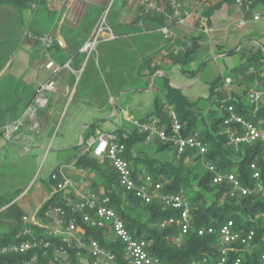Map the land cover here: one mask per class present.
I'll use <instances>...</instances> for the list:
<instances>
[{
	"label": "built area",
	"instance_id": "1",
	"mask_svg": "<svg viewBox=\"0 0 264 264\" xmlns=\"http://www.w3.org/2000/svg\"><path fill=\"white\" fill-rule=\"evenodd\" d=\"M140 4L143 16L157 15L164 18L165 23L159 28V31L165 41L170 42L172 39L170 31L172 25L183 26L188 18V13L179 0H140ZM233 4L239 10L251 11L252 8L251 0H234ZM258 18L259 16L255 15L253 20ZM198 23L199 30L206 32V19L200 17ZM137 26L141 27L142 21H139ZM104 32L108 34V40L113 39L112 32L106 25V19L102 17L91 37L84 42L81 52L86 56L91 55ZM27 38L43 52V58L46 59L44 66L46 70L56 74L59 70L68 68V64L57 65L50 58L49 50L58 44L51 35L39 36L27 33ZM190 46L191 44L188 43V47ZM178 53L179 48L173 47L170 51H161L160 55L162 58H169ZM149 67L154 69L155 62H151ZM157 75L159 74L157 73ZM262 81L260 87L250 88L246 92V100L252 107L253 116H256L259 104L264 102V79ZM224 82L227 86L231 84L230 79H225ZM55 92L54 81L51 78L44 80L39 85L32 103L24 109L18 118L1 126L0 132L3 133L6 141H11L26 123L29 125V130L37 132V111L47 106L49 95ZM218 110L222 113L221 133L229 147L236 151L241 146H251L261 142L264 152V129L261 119L255 121L247 119L241 116L231 104H221ZM163 112L166 114L164 120L161 117L151 116L144 119L130 118L128 122L131 128L144 139V142L158 141L170 145L177 157L183 156L188 151L199 155L201 167L211 175V182L214 185H227L231 196H258L264 201V181L262 173L255 163L248 166L250 183L244 185L235 172H224L216 168L206 157L207 145L199 138L197 132L188 136L182 134L183 126L173 106L164 105ZM125 138V133L102 131V133L89 136L83 141L82 153L95 159L107 160L116 173L117 183L124 193L133 196L145 205L156 203L165 210L177 213L176 217L163 219L158 227L161 229L176 228L177 236L170 237L168 240L176 247L180 246L182 238L191 229V212L184 192L180 190L175 194H167L162 191L163 185L155 183L149 174L134 176L124 157L126 146L123 139ZM50 181L53 187L51 196L62 193L63 198V194L73 188L61 169L51 172ZM63 200L71 209L72 216L68 220L62 206L47 208L42 212V217H38L37 212L33 218L27 215L23 216L24 228L19 234V241L5 244L0 248V255L30 254L23 264H167L158 256L148 252L147 242L131 236L120 215L110 206L111 200L108 195L90 191L87 195L80 197L75 204L64 198ZM78 219L80 224H78ZM28 225L42 230L44 235L39 236ZM88 229L103 230L106 235L111 236L113 241L122 245L120 254L117 255L115 252L103 248L95 239L91 238L86 241L84 236ZM80 231H83L82 235L78 234ZM205 234L216 237L215 253L193 259L187 264H248L245 254H251L250 258L256 261V264H264V230L260 234H257L253 228H249L247 231L239 230L234 221L229 219L219 224L217 229L208 227L197 230L198 236ZM57 239L60 241V246L54 247L52 240ZM39 246L40 249L37 250ZM50 250H52L51 253H49ZM70 252H73L74 257Z\"/></svg>",
	"mask_w": 264,
	"mask_h": 264
},
{
	"label": "crops",
	"instance_id": "2",
	"mask_svg": "<svg viewBox=\"0 0 264 264\" xmlns=\"http://www.w3.org/2000/svg\"><path fill=\"white\" fill-rule=\"evenodd\" d=\"M181 4L188 13V18L183 26L172 25L170 29L172 39L169 42L164 40L159 27L153 23H147L141 30L131 25L134 20L142 15L140 0H1L0 38L7 51L4 59L5 65L0 69V85H2V89L7 88L8 85L12 86V95L9 97H13L11 100L16 105L12 107L0 103V109L13 110L7 116L6 114L1 115L4 119L0 117V128L8 119L20 115L26 107L25 102L34 92L37 93L39 85L44 80L51 78L55 83L56 92L49 95L47 106L38 109L36 114L38 128L42 132L49 133V129L46 127L53 120L54 114L61 107L63 112L76 97L77 91L74 90L75 86L73 85L75 77L77 78L82 72L84 63L80 60V56L84 55L81 49L84 42L93 34L98 21L101 19V13L107 9L106 25L110 28L113 39L108 40V34L105 32L101 34L102 42H109L112 51V53L104 56V61H106V56H109L110 60L115 61L114 68L121 67V70L124 71L143 70L141 79L150 85L149 90H154V87L159 84L158 78L166 76L164 70L173 65L170 64L169 58H162L161 51H170L171 48L177 47L180 53L183 50L182 43L189 42V39L192 38L197 40L195 53L199 51L203 53L211 51L213 53L216 50L220 52L219 56L226 57L225 51L232 49L244 48L253 51L260 48L264 52V4H255L251 11L239 10L234 6L233 1L228 0H181ZM216 5L217 7L212 10L210 21L205 23L207 31L201 32L198 20L203 15L202 10L211 9ZM255 15H258L259 18L254 21ZM27 32L37 35H51L58 42V47L49 52L50 58L57 65L68 64V68L61 69L56 74L46 70L44 68L46 59L43 58V52L27 38ZM134 39H140L141 42L136 43ZM226 46L230 47L227 49ZM137 49L139 51L145 50V54H136ZM146 58H151V62H155L156 67L154 69L144 64ZM10 63H14L12 67ZM155 69L157 71H154ZM152 71L154 73L150 74ZM6 79H9V82H3ZM121 80L123 81V78L118 77L111 80L115 92H118L123 86L124 81L121 83ZM251 84L254 88L260 83L257 81ZM174 86L171 85V87ZM146 89L137 88L133 92L148 93ZM132 103L133 107L130 110L129 104H125V106L115 104L113 116L118 114L121 119L123 117L137 119L135 114L141 115L143 113V115L146 114L145 117L150 114L151 111L143 105L142 99L134 100ZM127 112H131L129 116ZM89 126H93V136L102 133L96 123L87 127ZM122 127L123 124L117 128ZM33 133L34 131L29 130L28 123L9 142L0 132V151L8 143L21 144L27 150ZM90 134H92L91 130L87 137ZM85 140L81 136L77 142L78 145L73 146L75 150L74 159L69 162L67 167L75 173V177L73 180L67 178L73 188L64 193L63 198L73 204L78 202L80 197L92 191L94 186H97V192H104V187L101 186V176L95 170H83L75 166L76 157L83 155L82 143ZM59 144L58 152L64 149H73L72 147L68 148L63 141ZM49 147L50 145L44 152H50ZM37 149H43V145ZM60 169L65 173L66 167L63 166L57 170ZM31 183L32 181L24 187L21 193L32 191V188H29ZM51 185L49 187V185L38 184L35 187L38 195L34 197L33 201L29 204L25 202H22V205L18 204L25 215L33 218L34 214L47 203L53 193ZM78 234L82 235L83 231ZM106 238L111 239V236L106 235Z\"/></svg>",
	"mask_w": 264,
	"mask_h": 264
},
{
	"label": "trees",
	"instance_id": "3",
	"mask_svg": "<svg viewBox=\"0 0 264 264\" xmlns=\"http://www.w3.org/2000/svg\"><path fill=\"white\" fill-rule=\"evenodd\" d=\"M179 1L181 2V0ZM228 1L234 2V0ZM251 1L252 7L258 3L264 4V0ZM216 7L217 5L208 10H202V17L206 19V23L210 21L212 10ZM139 21H142L141 27L137 26ZM149 22L160 28L164 25L165 20L162 16L141 15L131 25L141 30ZM189 40V42L182 43L183 50L179 54L169 57L170 64L180 65L184 73L188 72L185 67L188 66L197 49V40L195 38ZM188 43L191 44L190 47H188ZM56 47H58V44L52 47L49 52L55 50ZM245 52H247L248 74H251V78H249L251 80L247 81L251 83L259 81L260 84L254 87L258 88L264 79V52L260 48H257L255 52L240 48L238 50H228L224 54L234 55L236 53L244 54ZM151 61V58H146L144 59V64L149 65ZM157 69L159 68L157 67ZM157 69L154 71H157ZM154 71L150 74H153ZM191 73L195 72L191 71ZM158 79L160 82L159 88L163 91V99H154L153 108L147 117H161L164 120L166 114L163 112V106H173L183 126L182 134L188 136L193 132H197L199 138L207 145L206 157L216 168L224 172H235L239 180L244 185H247L250 183L248 166L251 163H255L259 167L262 173V180L264 181V152L261 142L251 146H241L235 151L227 145V141L221 133L222 113L219 110H217L218 113L211 112L205 115L204 111L198 108L200 100L191 102L182 94L181 89L171 87L168 84L166 76H161ZM219 79L214 80V86L220 82ZM229 79L232 83L231 78ZM214 86L210 89L209 99H211L213 93L216 94L217 100L215 103H217V107L221 104H231L241 116L254 121L261 119L263 121L262 128L264 129V104H259L258 112L256 116H253L252 107L246 100V92L252 88L248 83L240 92L221 93L218 90L216 91ZM35 95L36 92L25 102L26 107L32 103L31 101ZM12 112L13 110L0 109V117L4 119L2 117L4 114L7 116ZM18 116L15 115V117L7 121H14ZM92 127L90 126L89 128L92 133L89 136H93ZM116 131L125 133L123 128H117ZM125 134L126 138L123 139L126 146L124 157L128 161L134 176L147 173L153 178L155 183L163 185L162 191L164 193L175 194L182 190L189 202L191 229L182 238L180 246L176 247L168 240L170 237L177 236L176 228L167 227L161 229L158 227V224L163 219L176 217L177 213L165 210L156 203L145 205L133 196L124 193L117 183L116 173L105 159L99 160L83 154L76 157L75 166L83 170H95L101 176V186L104 187L103 194L110 197V206L120 215L125 228H127L133 238L142 239L148 243L147 250L151 255L158 256L167 264H187L193 259H199L206 254H213L217 245L216 237L206 234L198 236L197 230L208 227L217 229L219 224L229 219L234 221L239 230L247 231L249 228H253L257 234L262 233L264 230V201L258 196H231L227 185H214L211 182V175L201 167L200 156L194 152L188 151L183 156L177 157L170 145L158 141L152 143L144 142V139L133 129L130 133L127 132ZM145 145L151 148L148 151H141L139 147ZM164 152H173V161L159 158L160 153ZM97 190V186L92 188V191L97 192ZM53 206H62L66 211L67 220L72 216L70 206L63 200L62 193L51 196L47 203L37 211V216L42 217V212ZM23 216L25 214L17 203L11 204L8 201L3 202L0 200V248L5 246V244L19 241V234L24 228L22 223ZM44 222L47 223L46 220ZM78 224H80L79 219ZM28 227L39 236L44 235V232L37 227L32 225H28ZM84 238L86 241L91 238L97 240L103 248L111 250L117 255L121 252L122 245L112 239H107L103 230L88 229ZM59 244L60 241L58 239L52 240L54 247L60 246ZM39 249L40 246L37 250ZM51 252L52 250L49 253ZM70 254L74 257L73 252H70ZM29 256L30 254L20 256L0 255V264H23ZM245 257L248 264H256V261L250 258L252 257L251 254H245Z\"/></svg>",
	"mask_w": 264,
	"mask_h": 264
},
{
	"label": "rangeland",
	"instance_id": "4",
	"mask_svg": "<svg viewBox=\"0 0 264 264\" xmlns=\"http://www.w3.org/2000/svg\"><path fill=\"white\" fill-rule=\"evenodd\" d=\"M107 11L108 9L101 13V19L102 17L107 19ZM101 42L102 39L91 55L86 56L84 54L80 56V60L84 63L82 72L77 78L75 77L73 85L75 86L74 90L77 91L76 97L63 112L61 107L54 114L53 120L46 127L49 129V133L46 131L42 132L38 128L37 132L32 134L27 150L21 144L8 143L0 151V198L3 199H0L1 201L20 205H22V202L29 204L38 195L35 187L38 184L49 185L50 187L51 172L63 166L66 167V177L73 180L75 173L67 167L69 162L74 159L75 150L73 146L76 147L78 145L77 142L81 136L84 140L87 138L90 131V126L87 127L88 125L96 123V126L101 131L112 132L123 124L122 128L125 133H130L132 128L128 118L123 117L121 119L118 114L113 116L115 104L118 103L124 106L129 104L130 110L133 107L132 101L142 99L143 105L151 111L154 99H163V91L158 89L160 82L154 87V90H149L150 85L146 84L144 79H141L143 70L124 71L121 70V67L114 68L115 61L110 60L109 56H106V61H104V56L112 53V51L109 42ZM134 42L138 43L141 41L140 39H134ZM136 47L138 48V46ZM228 47L226 46L227 49ZM6 51L0 38V69L5 65ZM255 51L253 50L252 52ZM139 53L145 54V50L139 51L137 49L136 54ZM219 54L220 52L216 50L213 53L211 51L208 53L196 52L188 66L185 67L188 69L186 73L182 71L180 65H172L171 68L164 70L168 84L170 86L173 84L175 85L174 87L180 88L182 94L191 102L200 100L198 108L204 111L205 115L211 112L218 113L217 103H215L217 100L216 94L213 93L211 99H209L210 89L215 83L214 80L220 78V82L214 86V89L221 93L240 92L247 83L250 87L253 86L250 81H247L251 80L249 79L251 74H248L249 67L246 64L247 52L244 53L245 55L236 53L234 55H226V57H221ZM99 61L100 64L98 65ZM10 64H12V67L14 63ZM9 69L11 70L12 68ZM191 71L195 73L192 74ZM117 77L123 78L124 82L121 80L123 86L118 92H115L116 90L114 91L111 80L117 79ZM226 78H231L232 80L229 86L224 82ZM7 81L9 82V79L3 82ZM1 87L2 85H0V103L15 107L16 103L11 100L13 97H9L12 95V86L8 85L7 88L3 89ZM137 88L141 90L147 88L148 93H139V95L137 92H133ZM261 104H264V102H261ZM145 116L146 114L143 115V113L141 115L135 114L137 119L146 118ZM62 141L68 148L72 147L73 149H64L58 152L59 143ZM42 145L43 149H37ZM49 145L50 152H44ZM150 148L146 145L139 147L141 151H148ZM172 154L173 152L160 153L159 158L173 161L174 155ZM31 181L29 188L31 187L32 191L21 193Z\"/></svg>",
	"mask_w": 264,
	"mask_h": 264
}]
</instances>
